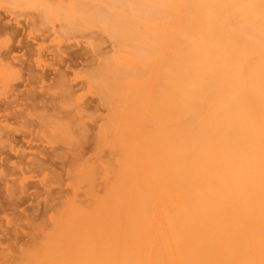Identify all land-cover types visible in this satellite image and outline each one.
Segmentation results:
<instances>
[{
    "label": "bare ground",
    "instance_id": "obj_1",
    "mask_svg": "<svg viewBox=\"0 0 264 264\" xmlns=\"http://www.w3.org/2000/svg\"><path fill=\"white\" fill-rule=\"evenodd\" d=\"M113 3L115 18L98 6L94 17L120 46L135 47L125 64L143 69L117 70L119 89L107 95L116 100L107 127L117 165H103V195L65 208L64 228L55 220L64 249L50 234L44 245L59 260L43 246L26 264H264V0ZM19 26L16 17L0 24V56Z\"/></svg>",
    "mask_w": 264,
    "mask_h": 264
},
{
    "label": "rangeland",
    "instance_id": "obj_2",
    "mask_svg": "<svg viewBox=\"0 0 264 264\" xmlns=\"http://www.w3.org/2000/svg\"><path fill=\"white\" fill-rule=\"evenodd\" d=\"M111 3L113 0H0V24L13 17L21 24L13 50L8 57L0 56V171L6 170L8 177L0 180V264H26L35 252L47 250L43 246L47 247L49 234L58 244L64 243L58 228L60 224L64 228L61 217H68L65 208L74 201L88 206L91 198L106 192L103 165L116 166L118 157L117 137L107 127L115 116L116 100L107 95L119 89L113 82L116 71L128 70L130 63L124 60L135 52L134 46H120L115 35L94 17L97 8L107 18L119 11L114 3L110 11ZM34 29L40 34L35 40L28 37ZM6 40L1 35L0 53L5 51ZM40 43L42 51L37 49ZM119 55L121 60L116 61ZM15 56L23 57L20 61ZM132 65L139 71L133 69L132 73L143 71L142 64H138L142 70ZM139 75L130 77L142 84ZM140 83L135 85L137 89L142 88ZM140 103L138 100L136 106H143ZM6 183L14 187V200L8 199ZM58 217L63 223L56 225ZM55 229L58 237L51 235Z\"/></svg>",
    "mask_w": 264,
    "mask_h": 264
}]
</instances>
